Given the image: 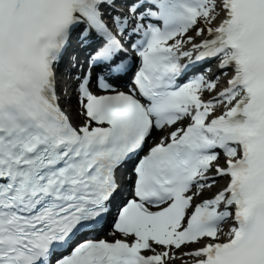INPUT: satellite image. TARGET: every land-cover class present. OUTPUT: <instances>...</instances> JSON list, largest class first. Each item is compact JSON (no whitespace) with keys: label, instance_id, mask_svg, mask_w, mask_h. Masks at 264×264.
I'll return each mask as SVG.
<instances>
[{"label":"snow or ice","instance_id":"obj_1","mask_svg":"<svg viewBox=\"0 0 264 264\" xmlns=\"http://www.w3.org/2000/svg\"><path fill=\"white\" fill-rule=\"evenodd\" d=\"M177 261L264 264V0H0V264Z\"/></svg>","mask_w":264,"mask_h":264},{"label":"bare ground","instance_id":"obj_2","mask_svg":"<svg viewBox=\"0 0 264 264\" xmlns=\"http://www.w3.org/2000/svg\"><path fill=\"white\" fill-rule=\"evenodd\" d=\"M228 225H223V227H224V229H225V231H227V229H228V227H227ZM176 264H180V262L179 261H177L176 262Z\"/></svg>","mask_w":264,"mask_h":264}]
</instances>
